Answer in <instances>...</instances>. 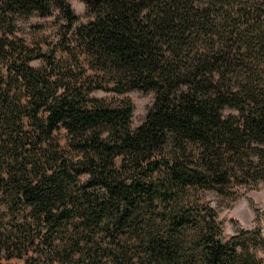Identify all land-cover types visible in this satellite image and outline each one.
I'll return each instance as SVG.
<instances>
[{"label":"trees","instance_id":"1","mask_svg":"<svg viewBox=\"0 0 264 264\" xmlns=\"http://www.w3.org/2000/svg\"><path fill=\"white\" fill-rule=\"evenodd\" d=\"M80 1L0 0V264H254L189 191L264 181V0Z\"/></svg>","mask_w":264,"mask_h":264},{"label":"rangeland","instance_id":"2","mask_svg":"<svg viewBox=\"0 0 264 264\" xmlns=\"http://www.w3.org/2000/svg\"><path fill=\"white\" fill-rule=\"evenodd\" d=\"M78 23L86 22L90 17L80 0H68ZM64 20L55 11L51 16L32 15L17 22V34L33 49L61 55L59 40ZM59 45V46H58ZM33 67H41V59L30 61ZM92 97L105 98L109 102L128 98L133 106L131 126L136 127L145 117L147 109L153 102V93L131 90L123 95L115 92L95 90ZM190 199L197 203H208L217 210L218 219L224 238L239 235V250L253 251L256 256L254 264H264V181L255 184L229 185L222 188H194L189 191Z\"/></svg>","mask_w":264,"mask_h":264}]
</instances>
